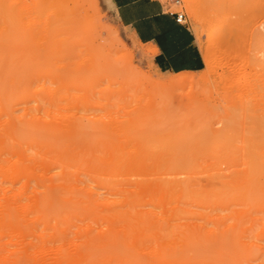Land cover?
<instances>
[{"label": "rangeland", "instance_id": "rangeland-1", "mask_svg": "<svg viewBox=\"0 0 264 264\" xmlns=\"http://www.w3.org/2000/svg\"><path fill=\"white\" fill-rule=\"evenodd\" d=\"M176 10L200 72L101 0H0V264H264V0Z\"/></svg>", "mask_w": 264, "mask_h": 264}, {"label": "crops", "instance_id": "crops-1", "mask_svg": "<svg viewBox=\"0 0 264 264\" xmlns=\"http://www.w3.org/2000/svg\"><path fill=\"white\" fill-rule=\"evenodd\" d=\"M126 39L144 53L153 67L168 74L200 72L206 58L197 36L185 21H178L175 3L168 0H101Z\"/></svg>", "mask_w": 264, "mask_h": 264}, {"label": "bare ground", "instance_id": "bare-ground-1", "mask_svg": "<svg viewBox=\"0 0 264 264\" xmlns=\"http://www.w3.org/2000/svg\"><path fill=\"white\" fill-rule=\"evenodd\" d=\"M191 5V4H190ZM192 6V5H191ZM190 7V6H189ZM191 9V8H190ZM194 9V8H193ZM193 9H191L192 11H194ZM210 65L211 64V60L210 59H208V61H207V59H206V65ZM161 82V81H160ZM189 81H188V78H187V76H183L179 81H178V83L176 84V82H174V81H170V84L171 85H178V84H186V83H188ZM191 83V82H190ZM163 84V83H162ZM168 84V83H167ZM165 85V84H164Z\"/></svg>", "mask_w": 264, "mask_h": 264}, {"label": "built area", "instance_id": "built-area-1", "mask_svg": "<svg viewBox=\"0 0 264 264\" xmlns=\"http://www.w3.org/2000/svg\"><path fill=\"white\" fill-rule=\"evenodd\" d=\"M168 1L170 3H175L177 5H181L182 4V0H168ZM177 16H178L177 19H178L179 22L183 21L184 18H185V14L184 13H181V12L177 13Z\"/></svg>", "mask_w": 264, "mask_h": 264}]
</instances>
